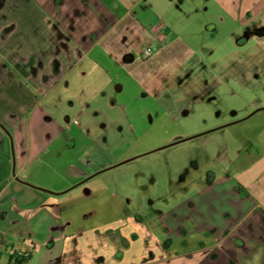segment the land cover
I'll return each mask as SVG.
<instances>
[{"label":"rangeland","instance_id":"374dc122","mask_svg":"<svg viewBox=\"0 0 264 264\" xmlns=\"http://www.w3.org/2000/svg\"><path fill=\"white\" fill-rule=\"evenodd\" d=\"M145 16L162 18L172 28L173 42L146 41L132 61L113 68L110 77L117 71L113 78L123 91L89 102L73 99L67 90L32 94V101H40L37 108L47 111L44 120L35 118L38 141L57 123L70 129L64 137L74 146L57 149L60 162L81 164L92 171L90 178L110 161L127 160L56 197L65 204L63 216L89 225L96 220L82 218L84 213L113 205L118 213L112 217L149 215L143 241L136 232L144 254L159 242L177 253L205 245L210 258L203 264H264L260 230L245 239L249 250L233 246L264 214L262 199L246 198L249 191L236 178V164L249 160H240V154L250 151L251 163L264 152V109L242 119L264 107V0L236 16L215 0H164ZM213 23L218 28L208 30ZM148 47L154 54L145 58ZM1 75L0 88H6ZM9 148L15 158L13 138ZM263 174L255 170L248 178L259 185ZM99 217L96 224L109 215Z\"/></svg>","mask_w":264,"mask_h":264},{"label":"crops","instance_id":"0c3cea01","mask_svg":"<svg viewBox=\"0 0 264 264\" xmlns=\"http://www.w3.org/2000/svg\"><path fill=\"white\" fill-rule=\"evenodd\" d=\"M163 2L0 0V75L5 76L8 85L0 88V92L6 91L0 93V264H9L11 252L28 250L34 253L27 264H203L210 258V246L177 253L171 251L170 244L161 242L145 251L146 256L136 241L140 239L136 232L143 241L150 232L145 227L149 215L112 217L118 213H113V205L105 206L102 213L92 210L83 214L82 218L92 216L96 221L102 219L101 214L109 215L97 224L66 220L62 211L65 204L57 202L56 197L86 185L100 172L89 178L86 176L92 171L81 168V164L59 161L57 149L74 146L64 137L70 135L65 125H52L37 140L40 128L35 118L44 120L47 111L37 108L40 101H32V94L47 97L55 90L60 94L67 90L73 99L89 102L108 101L111 91H123L122 82L113 78L118 76L117 71L110 77L113 68L132 61L137 54L135 49L146 41L173 42L172 28L162 18L153 21L151 16H145L150 6ZM215 2L234 16L259 4V0H242L240 4L232 0ZM207 27L218 28L216 23ZM130 38L133 41L128 43ZM95 72L101 82H95ZM86 107L79 106L83 110ZM11 138L16 145L15 158L10 154ZM251 156L250 151L238 156L249 160L247 164L239 160L241 166L236 164V178L249 191L246 198L257 201L254 197H260L264 204V152L250 163ZM125 161L115 165L110 161L107 169ZM229 162L234 164L233 159ZM255 170L263 174L259 185L254 184L255 178H248ZM60 183V187H55ZM253 225L247 237L235 240L234 247L249 250L245 239L255 228L264 235V214L260 213Z\"/></svg>","mask_w":264,"mask_h":264},{"label":"trees","instance_id":"16d2710c","mask_svg":"<svg viewBox=\"0 0 264 264\" xmlns=\"http://www.w3.org/2000/svg\"><path fill=\"white\" fill-rule=\"evenodd\" d=\"M33 253V250L11 252L9 264H27L31 261Z\"/></svg>","mask_w":264,"mask_h":264},{"label":"built area","instance_id":"2783aa9c","mask_svg":"<svg viewBox=\"0 0 264 264\" xmlns=\"http://www.w3.org/2000/svg\"><path fill=\"white\" fill-rule=\"evenodd\" d=\"M153 54H154V51H153V49L151 47L146 48V50H145V58H147L149 56L151 57Z\"/></svg>","mask_w":264,"mask_h":264},{"label":"water","instance_id":"95a60500","mask_svg":"<svg viewBox=\"0 0 264 264\" xmlns=\"http://www.w3.org/2000/svg\"><path fill=\"white\" fill-rule=\"evenodd\" d=\"M262 108H264V107H262ZM261 109V108H260ZM257 110H255V111H253V112H251L249 115H246L244 118H249L253 113H255ZM230 123H228V124H225L224 126H227V125H229ZM224 126H221V127H224ZM221 127H218V128H221ZM217 129V128H216ZM211 130H213V129H211ZM107 169V168H106ZM106 169H103V170H101V171H99V172H102V171H105ZM99 172H96L97 174L99 173ZM94 175V174H93Z\"/></svg>","mask_w":264,"mask_h":264},{"label":"flooded vegetation","instance_id":"af4514ba","mask_svg":"<svg viewBox=\"0 0 264 264\" xmlns=\"http://www.w3.org/2000/svg\"><path fill=\"white\" fill-rule=\"evenodd\" d=\"M260 108H261V109H264V108H262V107H259V108L255 109V110L259 111V110H261ZM255 110H254V111H255ZM252 112H253V111H252ZM253 114H254V113H253ZM253 114H252V115H253ZM247 115H249V114H247ZM242 119H245V118H242ZM242 119H240V120H242ZM235 122H238V121H235ZM227 124H228V123H227ZM231 124H232V123H231ZM222 126H224V125H222ZM224 127H225V126H224ZM214 130H215V129H214Z\"/></svg>","mask_w":264,"mask_h":264}]
</instances>
